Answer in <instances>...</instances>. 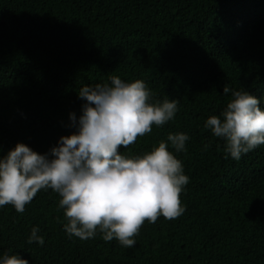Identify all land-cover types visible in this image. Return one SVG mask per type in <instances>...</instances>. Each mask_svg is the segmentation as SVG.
<instances>
[{"label": "trees", "instance_id": "obj_1", "mask_svg": "<svg viewBox=\"0 0 264 264\" xmlns=\"http://www.w3.org/2000/svg\"><path fill=\"white\" fill-rule=\"evenodd\" d=\"M142 80L149 103L178 112L119 153L143 156L161 141L189 183L179 217L147 219L124 247L115 238H69L61 197L41 189L18 213L0 207V254L29 264H264V145L237 161L204 128L232 99L224 85L260 98L264 110V0H0V156L19 143L46 153L75 131L83 86ZM186 133L177 153L169 134ZM44 237L29 244L31 229ZM11 250V251H9Z\"/></svg>", "mask_w": 264, "mask_h": 264}, {"label": "clouds", "instance_id": "obj_2", "mask_svg": "<svg viewBox=\"0 0 264 264\" xmlns=\"http://www.w3.org/2000/svg\"><path fill=\"white\" fill-rule=\"evenodd\" d=\"M109 79L110 83L79 89L81 114H69L75 131L61 136L48 152L41 154L18 142L0 156V207L11 204L23 213L39 190L52 189L70 218L64 225L69 238H93L99 226L105 241L115 238L130 248L136 244L131 237L138 234L145 219L155 223L161 215L173 220L183 214L179 197L189 177L164 141L143 156L126 157L118 151L151 132L152 125L172 120L178 101L166 98L152 104L142 80ZM229 93L232 99L226 108L219 116L209 117L204 128L226 142L225 159L230 155L239 161L264 145V110L260 98L245 90L224 85L223 94ZM188 140L186 133L167 137L177 153L186 150ZM39 231L38 226L31 229L29 244L44 245ZM0 264L29 261L19 254L4 253Z\"/></svg>", "mask_w": 264, "mask_h": 264}]
</instances>
